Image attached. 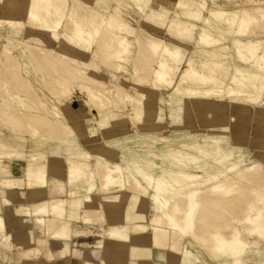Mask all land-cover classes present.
Masks as SVG:
<instances>
[{"label": "bare ground", "instance_id": "1", "mask_svg": "<svg viewBox=\"0 0 264 264\" xmlns=\"http://www.w3.org/2000/svg\"><path fill=\"white\" fill-rule=\"evenodd\" d=\"M74 222L101 240L72 247ZM13 247L34 264H264V0H0Z\"/></svg>", "mask_w": 264, "mask_h": 264}, {"label": "rangeland", "instance_id": "2", "mask_svg": "<svg viewBox=\"0 0 264 264\" xmlns=\"http://www.w3.org/2000/svg\"><path fill=\"white\" fill-rule=\"evenodd\" d=\"M156 1L157 2L159 1L160 3H163L165 5L168 2V0H156ZM137 17L139 18L138 15L134 16V18H137ZM134 18H131V19H134ZM133 23L137 24L136 21ZM45 41H46V43L50 44V41H47L46 39H45ZM81 102H82V98L78 94H74V96L71 100L72 107H74L76 110H79L81 108ZM253 111H254V109H252V112ZM195 115H196V117H195ZM196 118L198 120H196ZM192 120H193L192 123L194 124L193 126L204 127L201 124V120L199 118V114H198L197 110H196V112L194 111ZM131 125H132L131 123H128V124L126 123V131L127 132H132L134 130L133 125L132 126ZM251 126H253V127H251ZM116 129L118 130L116 132V134H121L123 132L121 130V126H119V128L117 127ZM248 129H249L250 135H253L256 132V129L254 128V122H252V124L249 122ZM170 130H171V128H167L166 132L168 131L170 133ZM104 134H105V132L99 133L98 138L100 140H103ZM102 136H103V138H102ZM55 161L58 162V164H59L58 166L62 170L65 169V162L63 159H55ZM25 166H26L25 160L17 161L13 165V172L15 173V176L24 177ZM63 196H66V193H64ZM147 215H148V217H150V215H152V209L151 208H148ZM104 227H105V225H103V226L85 225L81 222H74V229L82 232L81 234H83V233H85V234L83 236L73 238L72 247H78V246H82V245H90V246L96 245V243L99 240H101V238H102V232L104 231ZM7 231H8V229H7ZM8 232L13 234L10 230ZM12 242H13V244H15L14 238H13ZM24 248H28V246L24 247ZM52 248L55 252V247L53 245H52ZM19 250L20 249H18L17 247H13L12 250H7L4 248H1V250H0V264H34L38 259H40L43 256L42 253L39 254L38 256H21L18 254ZM11 252H12V254H11ZM13 255H14V257H13ZM67 256H70V255L68 254ZM59 259H60V257L58 255H55L53 257L52 264H58ZM25 261H26V263H25ZM27 261H28V263H27Z\"/></svg>", "mask_w": 264, "mask_h": 264}, {"label": "crops", "instance_id": "3", "mask_svg": "<svg viewBox=\"0 0 264 264\" xmlns=\"http://www.w3.org/2000/svg\"><path fill=\"white\" fill-rule=\"evenodd\" d=\"M18 205L19 203H14V205L12 206V211L7 212L9 213V215H6L7 229L8 231L10 230L13 234H16L17 232L22 231L23 229H26V226H23L22 222L20 221L21 216H18V213L16 212ZM52 245L55 247V250H56L57 244L54 243Z\"/></svg>", "mask_w": 264, "mask_h": 264}]
</instances>
